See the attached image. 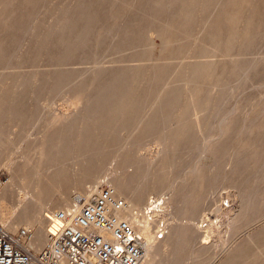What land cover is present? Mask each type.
Listing matches in <instances>:
<instances>
[{"label":"bare ground","instance_id":"bare-ground-1","mask_svg":"<svg viewBox=\"0 0 264 264\" xmlns=\"http://www.w3.org/2000/svg\"><path fill=\"white\" fill-rule=\"evenodd\" d=\"M35 1L0 0V5L3 4L0 11V57L6 54V44L14 35L24 12ZM261 1L223 0L205 29L202 44L210 46L213 51L245 45L263 16L264 5ZM201 2L139 0V7L133 17L124 19L121 11L119 13L118 9H111L103 19L113 15L116 23L122 20L116 34L119 42H125L136 39L144 24L160 22L159 28L163 34L164 30H181L190 23ZM100 7L101 0H73L71 5L63 6L58 10L57 21L54 20L56 24L52 23L54 25L47 28H33L29 40L25 41L27 55H53L56 52L65 57L83 49L91 41L95 24L101 17ZM226 67L214 61L191 64L184 72L187 81L183 91H162L154 107L148 113H140L135 119L131 139L125 140L122 148L120 146L109 152L120 169L112 172L110 178L106 168L109 159L107 148L114 145L116 132L131 122L139 88L145 81L161 76L158 67L132 66L93 73L68 91L71 109L47 119L42 133L27 142L19 152L11 149L13 140L8 128L12 121L21 123L25 118L21 110L25 89H17L15 82L3 84L0 90V166L5 167L4 172L9 170L10 176L7 180L5 172L6 180L0 188V225L13 231L18 226H26L32 231L28 247L37 251L48 240L46 217L52 209L87 200L98 189L97 183L109 181L118 195L126 200L128 207L123 216L137 226L145 240V254L140 264H188L189 260L198 261L196 264H259L256 256L264 254V226L234 248L228 246L218 254H207L206 245H198L201 235L195 230L194 224L168 225L165 236L158 239L152 248L148 235L150 228L146 229L147 224H143V221H149L148 217L153 211L151 205L155 202L147 203L148 194L161 189L168 191L162 205L167 204L175 216L192 219L198 214L197 206L204 196V185H210L209 168L205 165L193 166L183 175L175 177L170 167L174 163L173 153L181 146L190 128L195 127L197 134H200L212 127L199 117L187 120V115L189 111L196 113L209 104L210 93L204 91L202 85L222 73ZM58 79L56 73L41 76L28 85L29 90L47 88L57 83ZM257 114L264 116V109H260ZM234 119L235 115H226L214 132L208 130V133L201 135L199 141L203 145L202 153L216 154L228 146ZM236 134L234 149H238V152L229 162L230 167L214 178L219 185L244 182L251 170V161L262 152L264 155V123L256 122L254 117L248 118ZM152 135H155L157 145L154 153H139L142 141ZM70 156H77L71 169L62 164ZM257 173L252 172L255 177ZM259 173H264V167ZM98 177H101V182L96 180ZM87 183L90 185L86 186ZM251 186H254L253 182ZM71 187L77 190L74 197L70 195ZM257 187L255 190L248 189L247 197L245 193L247 199L242 201L238 214L231 217L230 225L237 226L241 219L254 211ZM9 201H13L15 206H9ZM144 205L149 207L146 208V214L142 213L143 221H140L138 213L143 211ZM10 212L13 215L6 224V213ZM249 246H254L256 251L249 252Z\"/></svg>","mask_w":264,"mask_h":264},{"label":"rangeland","instance_id":"rangeland-1","mask_svg":"<svg viewBox=\"0 0 264 264\" xmlns=\"http://www.w3.org/2000/svg\"><path fill=\"white\" fill-rule=\"evenodd\" d=\"M222 1L202 0L190 23L177 32L164 30L163 34L159 28L160 22H154L153 25L144 24L140 35L136 39L119 42L116 29L122 25V20L121 23L119 22L121 25H119L113 15H109V18L105 17V20L103 17L111 9H118L119 13L121 11L125 16L124 19L133 17L139 7V0H117V2L114 0H106V2L101 0V20L99 19L95 24L91 41L83 49L65 57L56 52L53 55L40 54L37 56L34 54V57L29 56L27 55L25 41L29 40V36L34 29L38 27L47 28L56 24L54 20L57 21L55 18H57L58 10L62 9L63 6L71 5L73 0H36L30 4L24 12L14 35L6 44V54L0 57V90L3 84L12 82H15L17 89L22 91L25 89L21 106L25 118L21 123L12 121L8 128L13 140L11 149L19 152L27 142L42 133L47 119L56 113L68 112L71 109L68 91L77 83L89 78L93 73L128 69L132 66L158 67L161 70V76L158 79L145 81L139 88V97L135 102L132 118L130 117V121L133 123L129 122L118 130L115 134L114 145L107 148L109 159L106 168L110 178L113 173L120 171V169L109 152L120 146L122 148L125 140L131 139L134 134L133 124L139 114L148 113L154 107L162 91L164 93L174 90L183 91L187 81L184 72L191 64L203 61L223 63L227 66L226 69L202 85V89L210 93L209 104L196 113L189 111L187 115V120L191 121L194 117H199L209 122L212 127L203 130V133L200 134H197L195 127L190 128L189 134L183 138L181 146L173 153L174 163L170 167L171 174L176 175L175 177L183 175L193 166L205 165L209 168L210 185L212 187L204 185V196H202L197 206L198 214L192 219L175 216L171 213L172 210L167 204L162 205L168 191L161 189L148 194L147 203L151 204L155 201L151 205L153 211L151 216L148 217L149 221L144 222L142 217V213H147L146 208L149 205H144V208L142 207L143 211H139L138 215L141 218L140 221L142 220L143 224H147L146 229L150 228L148 229V235L150 243H152L150 244L151 248L156 246L158 242L156 238L158 223L160 221L164 222V218L167 228L170 224H194L195 230L201 235L198 245L204 243L207 254L210 252L218 254L224 247L234 248L237 244H240L264 226V173H259V170L264 167L263 152L255 156L250 163L251 165L249 164L252 171L250 170L246 179H244L246 184H243L242 181L234 184L220 183L219 185L214 178L223 174L230 167L229 162L237 155L238 149H234L237 141L236 132L246 124L248 118L254 117L256 122L264 123V116H258L257 114L260 109H264V13L252 37L245 42V45L243 44L241 47L236 45L226 50L213 51L210 46L202 44L201 40L206 27L215 17ZM261 2L264 5V0ZM2 8L3 4L0 5V11ZM165 19L164 16V24ZM53 73L59 75L57 83L38 91L29 90L28 85L32 81ZM24 85L27 87L24 88ZM229 114L235 115L231 142L228 146L226 145L225 149L216 152V154L202 153L203 145L199 141L201 135H204V132L208 133V130L214 132L219 121ZM155 138V135L145 138L138 149L139 153L143 155L154 153L157 148ZM148 151L150 152L148 153ZM75 158L77 159V156H70L62 164L71 169L77 161ZM3 168L5 167L3 166ZM5 172L8 180L10 171L6 170ZM252 172L253 174L258 172L256 177ZM259 175H263L260 176L261 179ZM249 179L251 180L249 181ZM96 180L101 182V177ZM252 182L254 186H251ZM97 184L100 185V183ZM89 185L90 183H87L86 186ZM249 187L252 190H255L256 187L258 189L257 199L254 197L256 208L248 217L237 223L238 227H234L229 224V221L231 217L240 211L242 201L246 200L247 194H249L247 192ZM70 191V195L74 197L77 190L71 187ZM12 203L13 201H9V206H15V203ZM61 208L65 207L62 206L56 209ZM218 209L220 211H216ZM6 215V224H8L13 212L6 213ZM149 224L150 226H148ZM1 227L7 228L4 225ZM21 227L26 226L21 225L17 229ZM248 251L254 253L256 250L254 246H249ZM256 257L259 264H264V254ZM194 261L189 260L188 264L198 262Z\"/></svg>","mask_w":264,"mask_h":264},{"label":"built area","instance_id":"built-area-1","mask_svg":"<svg viewBox=\"0 0 264 264\" xmlns=\"http://www.w3.org/2000/svg\"><path fill=\"white\" fill-rule=\"evenodd\" d=\"M6 174L0 166V188ZM126 200L103 182L87 200L47 215L48 240L39 250L28 247L32 231L0 226V264H140L145 240L127 217ZM139 214V213H138ZM157 239L167 231L158 223Z\"/></svg>","mask_w":264,"mask_h":264}]
</instances>
